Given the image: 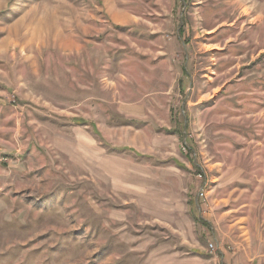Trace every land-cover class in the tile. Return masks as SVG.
<instances>
[{
  "label": "rangeland",
  "instance_id": "rangeland-1",
  "mask_svg": "<svg viewBox=\"0 0 264 264\" xmlns=\"http://www.w3.org/2000/svg\"><path fill=\"white\" fill-rule=\"evenodd\" d=\"M183 1L0 0V264H264V8Z\"/></svg>",
  "mask_w": 264,
  "mask_h": 264
},
{
  "label": "crops",
  "instance_id": "crops-1",
  "mask_svg": "<svg viewBox=\"0 0 264 264\" xmlns=\"http://www.w3.org/2000/svg\"><path fill=\"white\" fill-rule=\"evenodd\" d=\"M250 1H253V2H256L257 3V7H261V8H264V1H260V0H249V5L248 6H253V4L252 3H250ZM251 4V5H250ZM248 6H246V7H248ZM255 15V14H254ZM255 17H256V15H255ZM206 33H208V32H211V30H208V31H205ZM200 37H202V35L200 36H194L193 37V39H200ZM218 45L217 44H211V45H203V47H206V48H209L210 47V49H199V51H201L202 53H205V54H207L209 51L210 52H213L215 49H219V47H217ZM229 46H231V45H229ZM203 50V51H202ZM221 52V51H220ZM239 57H241V56H239ZM211 60H213V61H211ZM210 61H211V66H209V67H205V69L204 70H207V69H210V70H213V68L216 66V68L218 67V66H220L221 65V63H218L219 61H218V59H217V62H216V58H211L210 59ZM172 62L174 63V64H176V62H175V60H173L172 59ZM223 62H226V61H223ZM222 62V64H226V63H223ZM186 66H188V69L190 68V63H189V60H188V62H187V64H186ZM230 66V65H229ZM238 66V64H237V62H235L234 63V65L232 66V68H230V69H233V68H235V67H237ZM184 67V66H183ZM184 69H186L185 67H184ZM229 69V70H230ZM222 75L221 76H223V74H224V72L223 73H221ZM208 75H211V76H215V78H217V76L218 75H216L213 71H211ZM189 77V76H188ZM229 80H231V79H229ZM204 194H201L200 195V199H199V201L198 202H200V204H202L203 202H204V196H203Z\"/></svg>",
  "mask_w": 264,
  "mask_h": 264
},
{
  "label": "water",
  "instance_id": "water-1",
  "mask_svg": "<svg viewBox=\"0 0 264 264\" xmlns=\"http://www.w3.org/2000/svg\"><path fill=\"white\" fill-rule=\"evenodd\" d=\"M181 2H182V4H183V6L185 7V3H184V1L183 0H181ZM182 24H183V20H182V14L180 15V18H179V25H178V28H177V38H179V36H178V33H179V30H180V28H181V26H182ZM181 44H182V47H183V51H184V58H185V62H184V67L186 68V64H187V60H188V52H187V50H186V47H185V44L183 43V42H181ZM188 76H189V88L191 87V84H192V77H191V75L188 73ZM190 94H191V90L189 89V91L187 92V95H186V98L184 99V101H183V103H182V112H183V107L185 106V104H186V101H187V99L189 98V96H190ZM183 131L185 132V119H184V128H183ZM201 190L202 189H200L199 191H198V193L196 194V197H195V205H196V208H197V210H198V217H201L200 216V211H199V205H198V200H199V197H200V195H201Z\"/></svg>",
  "mask_w": 264,
  "mask_h": 264
},
{
  "label": "trees",
  "instance_id": "trees-1",
  "mask_svg": "<svg viewBox=\"0 0 264 264\" xmlns=\"http://www.w3.org/2000/svg\"><path fill=\"white\" fill-rule=\"evenodd\" d=\"M179 34H180V36L182 37V34H183V27L179 30ZM184 44L185 45H187V42H186V40H184ZM188 66L186 67V69H184V67H182L181 68V72H182V76L184 77V78H186V79H189V77H188ZM181 82V81H180ZM76 121V120H75ZM80 122H82V123H84L83 121H81V120H77V123H80Z\"/></svg>",
  "mask_w": 264,
  "mask_h": 264
},
{
  "label": "built area",
  "instance_id": "built-area-1",
  "mask_svg": "<svg viewBox=\"0 0 264 264\" xmlns=\"http://www.w3.org/2000/svg\"><path fill=\"white\" fill-rule=\"evenodd\" d=\"M209 248H210V250H212L213 249V245L209 244Z\"/></svg>",
  "mask_w": 264,
  "mask_h": 264
}]
</instances>
